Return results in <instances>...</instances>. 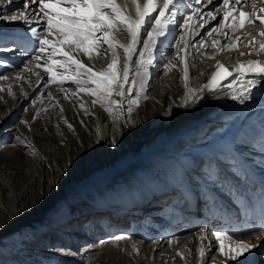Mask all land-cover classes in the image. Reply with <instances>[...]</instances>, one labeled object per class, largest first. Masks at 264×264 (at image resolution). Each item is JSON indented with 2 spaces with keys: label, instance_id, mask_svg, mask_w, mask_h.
<instances>
[{
  "label": "rangeland",
  "instance_id": "obj_1",
  "mask_svg": "<svg viewBox=\"0 0 264 264\" xmlns=\"http://www.w3.org/2000/svg\"><path fill=\"white\" fill-rule=\"evenodd\" d=\"M183 1L187 9H194L192 2L190 3L189 0ZM24 2L22 3V5L24 4ZM248 6H250V4ZM20 9L21 8L14 11L15 13L13 14L18 13L17 15H19ZM187 11L188 10H185L182 15L192 13L191 10L189 12ZM181 12L182 10L180 9L177 11L178 14H181ZM6 16L8 17V15H0V77H8L7 80L0 79V84H2L3 86V88L0 89H4L3 91H0V100H2L0 101V264H139L138 261L141 255L137 256L136 254H134L136 258L132 257L131 259V256L127 254L134 253L132 248L134 242L140 243V240L132 238L133 235H141L139 230L140 227L138 225L136 228L130 227V229L128 230V235H131L129 236L131 237L130 240H132L133 242H130L128 240L116 241L114 237L110 239L108 243L110 244L118 242L117 244H121L119 247L114 248L112 246H109L101 250L98 249L89 251L93 250V248H96L97 245H100L103 242L105 243L104 239L99 240V237L105 234L101 233V235L99 234L100 236H97L95 240L89 241V239H91L90 237H93L87 235V233L89 234L90 232L91 222H88L89 219H83L85 218L84 216L81 218L84 220L82 222L81 219L80 221L75 219L77 215H81L86 211L92 212L89 209V206H92L91 204H94L96 202L100 205L101 202L99 196H101V193L100 191H98V187H95L98 190L92 191V193H94L93 197H88L87 195H84V197H82L87 198V200H85L86 205L84 207L79 206L80 203H83L82 200L78 199L80 195H71L73 197L67 196L62 199L59 198L60 202L56 205V208L51 209V211L45 214H42V208L46 205V202L54 201L56 197L50 199L51 193H48L47 190L45 188H42L41 186V178L42 174H45V168L42 164L43 159L40 150H51L57 147L59 144V142L57 141H59V139L61 138V132L54 136L57 138L54 144L53 141L49 142V145L51 146H48L46 143L47 138L53 136V133L51 134L49 132V128H52L53 125L59 124L57 115H62L63 112H68V118L64 117L61 119V121L68 122L71 126H73V122L78 123L87 134H91L92 123L88 119V109H90L91 107V109L99 108L104 112L106 111L103 107L100 106V104L93 103L95 97L80 92L75 84L69 81H65L62 85L51 83L49 80V74L44 72L43 68L35 67L34 61L31 59L35 52H30V54L32 55L27 59H24L22 57L18 61L12 59V57L18 58L19 55L24 56V54L21 53V51H16L15 53H11V55L7 54L6 52L8 49L13 48V42L10 40L11 38L5 40L6 37L2 35L12 33L9 32L11 31L9 29H3L5 27H8L9 24V19H7ZM207 20L208 19H206V21ZM221 20L222 17L216 19L213 23L208 24L209 28L207 29L206 33L216 27L218 22H220ZM255 24H247L244 28H241L236 32H241V36L239 37L241 41L239 39L235 41L230 39V37L225 36L223 37L224 39L219 42V39H221L222 37L221 33H213V35H211L210 37L209 35L206 36L205 40L207 43H211L210 46H207V48H205L203 51L198 50L189 53L187 52V55L185 57L188 66L187 81L184 80L183 71V42L180 43L179 52L173 43V41L178 39L179 35L183 34V32L180 31L181 26L179 27L177 33L174 35L175 38L171 42V45H167L158 49L157 58L153 57L152 59L151 54L153 53L154 55V46L151 47V49H153L152 52L145 51L143 54H141L139 56V69L135 73L133 85L131 89H129L130 93L128 100L121 104L123 107H121L120 111L116 113L115 116L110 115L112 121L120 125V133L125 135L127 132H129V130H133L134 132L140 131L146 124H151L153 127H155L160 120V114H163L166 109L175 108L174 110H176V112L173 114V116H175L185 108L190 109L195 106H202L206 102L212 100L223 89L228 88L229 83H231L233 86L240 84L238 83V81H240L241 78L237 74L235 78H230L229 81H225L224 85L216 90H211L205 87L209 84L211 76L215 72L214 68L209 65L213 60L216 59V53L218 50L217 48L221 46V49H225L226 45L232 44L236 45V47H234V50H239L238 47H240L245 42V40L251 38L250 32L255 31L256 27H253ZM256 26H258V24H256ZM203 30L204 29H202V31ZM254 40H256V38ZM214 41L218 42V47L212 46V42ZM19 42L23 45L33 46L30 39L23 41L20 40ZM250 42L251 41H249V43ZM98 49L100 55H97L94 52L91 58H88L83 52L79 51L74 52L73 55L74 58L80 60L87 67H90L94 71L99 72L105 70L108 67V65L112 62L113 57L111 50H109L105 44H99ZM221 49V54L229 51H222ZM116 52L119 59L118 70L121 74L120 56L118 51ZM159 56L160 58H158ZM141 57H143V64H141ZM209 57L215 58L210 59ZM149 60L151 61V63L148 62ZM233 60L234 58L227 59V62L229 63ZM41 63H43V61H41ZM205 64L208 65L207 71H205L204 69ZM151 65H153V73L149 72ZM196 66H199V71H196ZM25 68L31 69V71H25ZM202 68L204 69V71L202 70ZM232 70L233 69H230L229 71ZM58 71L63 73L64 69H58ZM71 71L74 72L75 70L72 69ZM186 83L187 87H185ZM5 86L11 87V93L8 91L9 88H6ZM142 86L144 88L143 91H141ZM189 89L192 90L193 94H189ZM29 92H31L32 96L28 101L24 102L23 95ZM16 95L18 96L16 102L19 106V109H15V111L19 112L18 117L15 119H10L8 124H4V119L7 117L8 121V119L10 118L7 116V109H5L7 107L6 105L9 104L13 99V96ZM112 99L114 101H118L119 97L117 95H113ZM133 99L138 100L139 104L138 106L131 105L132 111L129 115L127 109L129 107V102ZM184 99L187 101L185 108L181 106ZM81 105L84 106L83 109L81 108ZM106 113L108 114V112ZM227 124L228 126L226 128L223 127L222 129H218L219 132L211 131L202 143H197V146L193 145V148L186 149L184 155H181L179 163H175L172 165L173 169L171 174H174L173 178L177 176L174 179L179 180V170L185 169V172H192L193 169L194 173L192 174V177H190V179L193 177L194 178L191 179L190 183H194V180H197L196 183L198 185L200 181L199 173L203 171L207 173L206 175H208V177L210 176L209 178L212 179V183L217 184V187L215 186L214 188H218L219 190H221V187H223L224 190L221 191H227L229 193L234 192L235 194H238L239 188L236 187V184L242 178L245 179L247 177L246 173L248 171L243 162L236 161L232 156L227 154L216 157L215 160H220L225 164L223 166L224 168L219 165V175H214V171H208L209 162L213 160L212 157L211 160L204 158V160L195 158V153L204 151L208 147V144L212 139L220 138L223 140L227 136L233 139L237 148L241 147L242 149H244L249 147L247 151L242 153V158L243 160H245V163L250 167V169L264 172V149L262 145L261 148L260 144L256 142L254 134L256 126L264 128V110H252L250 112H247L245 115H242L240 119H231V121ZM77 140L78 142H80L79 139ZM71 151L69 147H65L64 155L62 154V161L70 160V155L68 153ZM238 152L240 153L239 150ZM76 154L77 156H81L84 154L81 145H79V149ZM71 157H73L72 152ZM206 160L208 161L206 162ZM227 165H229V167ZM59 167L62 168V163ZM197 168H199L200 170L199 173L197 171L195 172ZM216 169L219 170L218 166H216ZM230 173L232 177L230 176ZM161 175L159 176L161 177L160 182H158V177H156L157 182L160 184L159 187L156 188L152 186V182H150V185L147 183L140 185L135 184L136 178L127 179L125 181L120 180L122 184H120V187L116 190L117 195L115 196L114 201H116V197L123 193L127 194L128 197L131 198L132 203H135L132 200V197L135 200L141 197L143 199L144 197V199L146 198V200H148V203L145 205L155 204L156 202L152 200V198L155 197L157 189L165 187L163 186L164 177H162ZM142 178L149 179L148 177ZM152 179L154 180V178ZM252 185L255 187L253 183ZM233 187L236 189H234ZM202 193L203 192H200V194ZM253 194L254 191L252 194L249 193L248 197L252 199ZM160 196L158 198H160ZM164 198L167 199V201L169 200L165 196ZM176 199L169 200V202H173ZM149 201L151 204L149 203ZM166 204L167 202L165 204H161V208L165 209ZM200 206H202L203 215L201 214L199 218H208L211 213H213V210H211L209 213V210L207 211V208L201 205V202H199V200L193 203H184L180 206L182 213L179 214L180 220H184L185 222L182 226H179L177 224V228L181 229L182 227L183 229V227H187L191 220L194 219L190 218V214H185L189 212L195 215L194 211H197ZM140 207L142 206L136 207V209H138V213L136 214L133 212V215H119V218H114L113 221H118L121 218H124L125 222L122 223L123 225L118 224L119 229L116 228L118 226L117 225L115 227L113 226L112 228H108V230H116V232L118 233L124 231L123 229H125L126 231V229H128V225L137 220L138 215L144 216L145 222H152L151 220H149V217H146L148 216V214H151V212H156V210H149V212L142 213L139 212ZM75 208L79 210L73 212ZM17 210H19V213L17 214L16 218L20 215L27 216L29 211H32V216L41 215V218L39 217L40 219L34 225H27L24 227L16 228L12 226L13 224L10 216H8V212L6 211H12L13 213ZM120 211H122V208H120ZM165 211L166 212L163 213L164 216L166 215V213H168V210ZM97 212H102V209ZM154 214H158V212ZM223 218H226V215ZM97 219L98 216L94 220ZM48 223H51V232L46 228L48 226L45 224ZM218 223L219 222L217 218V221H215L213 229L210 232L215 241H213V245L215 246H217L218 244V241H216L214 237V233L216 231H219ZM106 224L108 225L109 223L101 224L98 226V228L104 230L105 228H107L105 227ZM156 224L157 223L150 227L151 231H154V227ZM96 227L97 226H95V228ZM42 228L47 230H43ZM92 228L93 227H91V229ZM60 230L78 231L77 233L79 234L82 232V234H86L83 235V237L88 239H81V241L80 238H76V240L79 239L80 242L78 244L76 242L70 244L65 238L67 237V234H63L60 236L57 234L60 233ZM203 230L204 227L202 226L195 230V232H200ZM256 234L259 235L258 232ZM113 235L114 233H111L110 236L113 237ZM263 237L264 236H262L261 234V238ZM155 239L157 238H151V240H149V247L156 242ZM6 244H10V246L3 247ZM145 251H147V254H149L150 252L146 249ZM217 251L218 248L209 258L207 264H211L213 258L215 257L214 255L217 254ZM124 252H126V254H124ZM263 258L264 251H262L260 255V259L263 260Z\"/></svg>",
  "mask_w": 264,
  "mask_h": 264
},
{
  "label": "bare ground",
  "instance_id": "obj_2",
  "mask_svg": "<svg viewBox=\"0 0 264 264\" xmlns=\"http://www.w3.org/2000/svg\"><path fill=\"white\" fill-rule=\"evenodd\" d=\"M24 1L25 0H11V3H8V0H0V15H8L9 17L13 13H15L14 11L21 8V5ZM189 1L190 3L192 2L194 9H187L183 0H176L175 7L173 9V11H175L176 13L174 17L176 23L169 25L167 34L165 36L158 37L155 42L151 43L150 47H146V45L150 43L147 40V34L148 31L155 27V25L152 23V18L147 19L145 27L141 32V36L137 41L135 54L133 55L132 61L130 63V83L125 85L127 94L123 98L118 96V103L122 104L129 98V89H131L135 73L139 69V56L145 51L152 52L153 49H151V47L154 46V55L153 53L151 55L152 59L153 57L157 58L158 49L167 45H171V42L175 38L174 35L177 33L180 26V31L184 33L181 23L184 16L186 15H182L185 10H188L187 12H189L190 10L193 12L195 10L196 16L194 17V19L202 18L204 22L198 25L193 33L185 36L188 47L185 52L183 42V63L187 52L189 53L198 50L203 51L205 48H207V46L211 45V43H207L205 40L206 36H208V33H206V31L209 28L208 24L213 23L218 18H223V11H215L216 7L220 5L221 0H202L200 4H197L195 0ZM38 2L39 0H37V3ZM139 2L143 5L146 0H139ZM159 2L163 3V0H159ZM241 2L244 3V0H241ZM117 3L126 8L127 13L130 16L136 18V10L133 0H117ZM35 7L36 5H33L31 3V0H29V9L24 13L29 17V21L26 23L23 20L12 21L9 19L8 27L3 28L9 29L11 30L9 32H12L8 34H2L4 35V37H6L5 40L11 38L10 40L13 42V48H11L13 50H7V54L11 55V53L21 51V53H23L25 56L24 57L22 55H19L18 58L12 57V59H15L17 61L20 60L21 57L24 59L31 57L32 54H30V52H35V48L33 46L21 44L19 42L20 40L16 38L27 36L28 29L30 27H35L38 30L43 31L44 24L41 22L43 20V13H40L39 16H37L36 12L33 11ZM237 7L239 8L240 6L237 5ZM261 8H264V0H255V8H253V6L250 4V6L243 7L242 10L248 13H252L253 11H255L257 14H260L259 10ZM179 9L182 10L181 14L177 13ZM209 12H215V20L208 17L207 14ZM153 16H155V14H153ZM206 19L208 20L206 21ZM255 23L258 24V26H256ZM255 23H253L255 24L253 27H256V29L255 31L250 32L251 38L245 40V42L240 47H238L239 50L233 49V51L231 50L221 54V46H217L218 50L216 53V59L213 60L209 65L214 68L215 72L217 71V65L220 63L224 64L228 70H234L238 67L239 64H246L249 61L259 60L261 62H264V52H260L259 55L247 54L255 53L259 49L258 44L249 43V41H253L255 38L257 41H264V37H261L259 35L261 31H264V27L260 25L259 21H256ZM202 29L204 30L202 31ZM230 32L231 30L227 27L222 29V37L221 39H219V42H221V40L224 39L223 37H225L223 33ZM113 34L120 44L127 45L130 43V38L126 34L122 25L120 26V30L114 32ZM240 36L241 32L235 33L234 35H230V39L237 41ZM116 51H118L120 56V69L122 76L124 67L126 64H129V62L123 48H117ZM241 53H245V55H241ZM158 58H160V56ZM231 58H234V60L228 63L227 59ZM198 67L199 66L195 67L196 71L200 70V68ZM207 67L208 65L205 64V71L208 70ZM204 69L202 68L203 71ZM152 71L153 65H151L149 72L153 73ZM240 87L241 85L237 84L232 88L228 87L226 89H223L212 100L206 102L202 106H195L190 109L185 108L187 101L184 99L181 106L185 109L175 116H173V114L176 112V110H174L175 108H168L163 114H160V120L155 127H153L151 124H146L142 130L135 132L133 130H129V132H127L125 135L120 133V125L118 123H114L110 118V115L99 108L91 109V107L89 106L90 109H88V119L92 123L91 134H87L78 123L73 122V126L69 128L68 125L70 124L68 122L61 121V119L64 117L68 118V112H63L62 115H57L59 124L53 125L52 128H49V132L51 134L53 133V136L48 137L46 143L48 146H51L49 145V142L53 141L54 144L57 139L54 136L61 132V138L59 139V141H57L59 142V144L57 147L51 150H40L43 159L42 164L45 168V174H42L41 178V186L42 188H45L48 193H51L50 199L56 197L54 201L46 202V205L42 208V214H45L51 211V209L56 208V205L60 202L59 198L62 199L67 196L73 197L71 195H80L78 199L82 200L83 203H80L79 206L84 207L86 205L85 200H87V198L82 197H84V195L93 197L94 193H92V191L101 188L105 190H98L100 191L101 195L106 194L111 201H114V198L117 195L116 190L120 187L119 185L122 184L120 182L119 175L126 174L125 171L131 172L135 170L140 173L141 177H148L149 179L154 178L155 182H157V178L153 176L154 174L152 171V167L158 165L161 170L166 173V176H163V186L168 187L169 190L164 191L165 187L158 188L156 192L159 193V196L161 190L164 192L162 193L160 198H158L159 196H155L154 198H152V200H154L156 203L153 205H144L139 209V212H141L142 210H144L145 212H149V210L151 211L152 209H155L158 214H154L156 212H151V214L146 217H149V220L152 221L150 223L144 221V216L138 215L137 220L129 224L126 231L125 229H123L124 231L119 232L111 237L114 238L118 235L131 236L128 235V230L130 229V227L136 228L138 223L141 222L142 226L139 229L141 235H133L132 237L134 239L140 240V243L134 242L133 245L131 244L133 251L134 249H138L139 254H137L136 251L130 254L127 253L129 256H131V259L132 257L136 258V256L134 255L136 254L137 256L141 255L138 261L139 264H207L209 258L218 248L217 254L214 255L215 257L213 258L211 264H264V258L263 260L260 259V255L262 251H264V237L261 238V233L264 236V172L250 169V167L245 163V160H243L242 158V153L247 151L249 147L244 149H242L241 147L237 148L233 139L228 136L223 140L220 138L212 139L209 142L208 147L204 151L195 153V158H204L211 160V157L216 158L223 154H227L232 156L236 161L243 162L245 164V167L248 169L246 173V176L248 178L247 180L246 178H242L236 184V187L239 188L238 194H235L234 192L229 193L227 191H221L224 189L219 190L218 188H214L217 184L212 183V179L209 178L208 175L204 174L205 179L208 182V186L212 188V191L215 189L216 192H223L221 196H223L222 199L226 202V206L223 208L221 214L219 212H216L211 213L208 218H199L201 214L203 215L202 206H200L197 211H194L195 215L189 212L185 214H190V218L194 219L191 220L187 227H183V229L182 227L181 229L177 228L175 215L182 213L180 209V206L182 204L193 203L199 200V202H201V205L205 206V208L207 205H211L209 204L210 197L208 196H205V200L207 201V203H203L204 198L199 195V192H197V190L200 189V186L197 185L196 181L194 180V183L191 184L194 186L193 190H195V195L191 196L190 193H187L185 196L179 197L180 202L178 204H175L176 209L173 214V217L175 219L170 218V220L164 221V224L162 225L156 224L154 227V231H151L150 229V227H152L156 223L152 215H159L166 219L171 214L168 212L164 216L163 213H165V210L168 209L166 207L165 209L161 208V204H163L164 196L169 200H174L179 194L176 188L178 184L172 181L171 178H173L174 174H171V172L173 169L172 165L175 163H179V159H181L182 149L185 147L184 145L186 144L193 147V145H196L198 143V139L201 138V140H205L207 135L211 131L219 132L218 129H222L223 127L226 128L228 126L227 123L230 122L231 119H240L242 115H245L247 112H250L252 110H264V80H258V86L252 89L250 98H245L244 96L240 95L238 91ZM0 88H3L2 84H0ZM6 88L11 89L10 86H7ZM234 94L238 95L239 98L233 99L232 96ZM31 96V92L25 93L23 95V101H28ZM17 98V95L13 96L11 102L6 105L7 107L5 109H7V116L10 118L7 121L6 117L4 119V124H8L10 119H15L18 117L19 112L15 111V109H19V106L16 102ZM254 134L256 142L260 144V147L262 145L264 149V128L256 126ZM77 139H79L80 142H78ZM78 144L82 146V149L84 151V154L81 156H77L76 154L79 149ZM65 147H69L70 151L72 149L71 152L73 157H71V152H69V161H62V154L64 155ZM238 150L240 151V153L238 152ZM61 163L62 168L59 167ZM227 166L229 167V165ZM178 173L179 182H182L184 176L187 182L189 181L188 183H190L191 179L194 178L193 177L190 179V177H192V174L194 173L193 169L192 172H185L184 169L179 170ZM252 183L255 185V187L252 185ZM152 186L154 185L152 184ZM95 187H98V189H96ZM215 190L213 192H215ZM253 191L254 194L252 195L253 197L251 199L248 197V194H252ZM228 193L231 195V197ZM128 198L130 202L129 205H134V203H132L131 201V198ZM132 200L134 202L136 201L133 197ZM125 209V211H121L124 214H121L120 212L121 215H133L134 208L128 207ZM78 210L79 209L75 208L73 212ZM12 211L6 212H8V216H10L13 224L12 226L16 228L24 227L27 225H34L41 218V215L32 216V211H29L27 216L20 215L16 218L19 210L14 211L13 213ZM100 215H102V212L94 213L86 211L81 215H77L75 220L80 221V219L84 216L85 218L83 219H89L88 222H91ZM225 215L226 218H223ZM217 218L219 222V231L224 230L225 232H228L230 235H232L233 239H242L244 242L255 247H253L252 250L246 253L243 257H239L235 261L221 255V253L219 252V242L217 246L213 245L214 239L210 233L213 229L215 221H217ZM83 219H81V222L84 221ZM124 222V218H121L118 221H113L111 224L105 225V227H107L105 228V230H108V228H112L113 226L115 227L118 224H122ZM180 222L185 221L180 220ZM45 225L49 227L46 228L48 229V231H50L51 223ZM202 226L204 227L203 231L195 232V230ZM118 227L119 225L116 228ZM69 231V235H71V233H75V235H71L72 243L76 242L78 244L80 242L79 239L76 240V238H80V240L88 239L83 237V235L86 234H82V232L79 234L77 233L78 231ZM102 231L103 230L98 227L95 228L94 226L92 229L90 227V232L89 234L87 233V235L93 237H90L91 239H89V241L95 240L94 237L96 238L99 234L101 235ZM257 232L259 233V235L256 234ZM202 236L206 238L201 239ZM151 238L157 239H155L156 242L149 247L148 242L149 240H151ZM128 241L131 242L132 240L128 239ZM169 241L172 242L169 243ZM117 243L118 242L109 244L103 242L102 244L97 245L96 248H93V250L89 251L98 249L101 250L109 246L116 248L121 245L120 243ZM8 246H10V244H6L3 247ZM202 248L204 249L203 257L201 256ZM145 249L150 251L149 254H147V251H145ZM124 254H126V252H124ZM178 254H182L183 258H181V255Z\"/></svg>",
  "mask_w": 264,
  "mask_h": 264
},
{
  "label": "snow or ice",
  "instance_id": "obj_3",
  "mask_svg": "<svg viewBox=\"0 0 264 264\" xmlns=\"http://www.w3.org/2000/svg\"><path fill=\"white\" fill-rule=\"evenodd\" d=\"M200 4L202 0H195ZM11 3V0H8ZM36 7L33 11L37 16L43 13L44 24L43 31L35 27L28 29V35L25 37L16 38L19 40H29L35 48V54L31 57L36 68H43V71L49 74L51 83L62 85L65 81L75 84L80 92L95 97L93 103L100 104L109 115L115 116L121 109V104L112 99L113 95L123 98L127 94L125 85L130 83L129 72L132 57L135 54L137 41L141 36V32L145 27L148 18H152V23L155 25L147 34V40L150 42L146 47H150L152 42H155L158 37L165 36L169 25L175 24L174 19L176 13L173 11L176 0H146L142 5L139 0H133L136 10V18H133L127 13L126 8L117 3V0H31ZM251 4L255 8V0H221L219 6L215 11H223L224 15L217 26L208 32L211 36L213 33H221V30L227 27L231 30L230 33H223L226 37L235 34L247 24H253L259 21L260 25L264 27V8L259 10L260 14L255 11L248 13L242 10L243 7ZM237 5L240 7L238 8ZM29 9V0H25L21 5L20 14H12L7 19L12 21L23 20L29 21V17L24 13ZM155 14V16H153ZM208 17L215 20V12H209ZM196 11L184 16L182 20V28L184 33L179 35L178 39L173 41L178 52L180 50V43L184 42V50L186 52L188 44L185 36L195 31V28L202 24L203 19H194ZM130 38V43L127 45L120 44L114 32L120 30V26ZM264 37V31L259 33ZM105 44L112 52V62L103 71H94L87 67L80 60L74 58V52H83L88 58L92 57L95 52L100 55L98 45ZM218 42H213V47L217 46ZM250 43L258 44L259 49L255 53H247L248 55L264 52V41L253 40ZM18 46V45H17ZM236 45L228 44L223 50H233ZM123 48L126 53L129 64H126L121 76L118 70L119 59L116 49ZM9 51L13 49H8ZM245 55V53H241ZM214 59L215 57H209ZM43 61V63H41ZM151 63V61H148ZM141 64H143V57H141ZM58 69H64L61 73ZM74 69L75 71H71ZM25 71L31 69L25 68ZM184 80H188V66L186 58L184 60ZM241 78L238 83L241 87L238 90L240 95L245 98H250L252 89L258 86V80H264V62L259 60L249 61L246 64H239L238 67L229 71L224 64L217 65V71L211 76L210 82L205 87L216 90L224 85L225 81L230 78H235L236 75ZM253 77V78H248ZM0 79L7 80V76L0 77ZM94 86V87H89ZM187 87V83L185 84ZM232 88L231 83L228 84ZM143 86L141 91H143ZM3 91V89H0ZM11 93V90H8ZM189 94H193L189 89ZM233 99H238V95H233ZM139 101L133 99L129 102L127 109L128 114H131V105L138 106ZM83 105L81 108L83 109ZM71 128V125H68ZM215 240L219 242V252L221 255L233 261L239 257H243L246 253L252 250L253 245H249L242 239H233V236L228 232L216 231L214 233ZM206 237H201L205 239ZM116 241L131 239L129 236L118 235L114 238ZM178 239V238H176ZM172 241H169L171 243ZM134 251L139 254L138 249ZM181 258H183L182 254ZM201 256H204V249H201Z\"/></svg>",
  "mask_w": 264,
  "mask_h": 264
}]
</instances>
